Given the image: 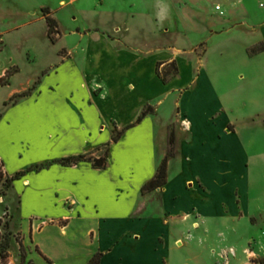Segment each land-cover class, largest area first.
Here are the masks:
<instances>
[{
  "label": "crops",
  "instance_id": "1",
  "mask_svg": "<svg viewBox=\"0 0 264 264\" xmlns=\"http://www.w3.org/2000/svg\"><path fill=\"white\" fill-rule=\"evenodd\" d=\"M76 1L0 19V77L12 70L0 86L10 88L0 161L9 176L23 172L12 187L29 260L87 264L99 253V264H222L228 254L230 264H264V50L248 52L264 42V0ZM8 34L25 41L8 49ZM38 59L42 77L12 87L21 62ZM231 76L250 89L234 106L217 90ZM39 119L54 128L36 145L59 154L9 174V153L33 145ZM107 144L104 168L60 163L98 157ZM171 148L166 183L143 193Z\"/></svg>",
  "mask_w": 264,
  "mask_h": 264
},
{
  "label": "rangeland",
  "instance_id": "2",
  "mask_svg": "<svg viewBox=\"0 0 264 264\" xmlns=\"http://www.w3.org/2000/svg\"><path fill=\"white\" fill-rule=\"evenodd\" d=\"M68 1V0H66ZM59 0H0V19L3 22L7 20H15L18 17L16 14L25 13L28 14L32 11H38V7L40 4L49 5L51 7H58ZM81 0H77L73 6L78 5ZM69 7V6H68ZM63 10L59 9L58 11L63 13H59L61 16L64 14L63 19V28L67 30L71 27L72 23L70 21V13H68L67 8H62ZM20 12V13H19ZM16 15V16H15ZM59 15V16H60ZM14 17V18H13ZM62 18V17H61ZM41 34L40 31H35V33ZM13 36L7 35L5 38L7 39V47L12 48L16 47V44H19L22 40L25 41L24 37H21L17 42L12 38ZM15 38V37H14ZM34 38V37H33ZM69 40V39H68ZM27 42V41H26ZM31 43H41L37 39H33ZM2 47V41L0 40V49ZM52 49L51 47L48 48ZM8 52H5L2 58L7 56ZM230 55H227L225 59H228ZM48 59L50 60L51 53L48 54ZM46 57V58H47ZM213 58H217L214 55ZM231 58H234V55H231ZM43 59H38L34 62L26 64L25 62H21V69L18 73V76L15 80L14 85L12 87L18 86V82L21 80H26L28 78L33 77L35 81L38 77H42L39 69L41 65L45 63L42 61ZM47 61V60H46ZM174 67V65H173ZM164 74V73H163ZM218 74V73H216ZM215 74V75H216ZM231 81V82H229ZM17 82V83H16ZM223 87L217 88L219 94L223 96V100L225 103H231L234 106V102H236L237 98L244 97V95H248L250 89L244 92L246 89H239L234 84V77L228 78V81L225 82ZM229 84H232L229 86ZM10 88L4 87L0 88V111L3 108L4 102L6 101V95ZM241 92V93H239ZM246 97V96H245ZM167 111L169 109H166ZM239 109H233L232 114L239 113ZM9 116L2 119L0 122V129H8L10 124L8 123L7 119ZM34 126V138L33 145L31 146H18L15 151L9 153V157L7 158V166L10 170L9 174L17 169L27 170H34L36 164L47 165L50 160L49 156L59 154L60 151L54 150L52 153L49 151L38 148L37 140L45 139L44 135L47 131L51 130L52 124L50 122H46L45 120L42 121L41 119L37 120ZM54 128V127H53ZM1 146L3 145L0 142ZM35 144V145H34ZM4 146V145H3ZM105 147H101L98 151V155H102L105 151ZM49 153V154H48ZM51 154V155H50ZM4 169V167H3ZM19 193L16 188L12 186L6 188L2 181L0 182V264H33L28 258V250L26 246H23V249H20V242H21V234L19 232V223H23L22 219L24 218L23 210L18 206L19 200ZM29 247V246H28ZM249 251V248H246V253ZM4 254V256H3ZM222 264H230V256L228 254H224L221 258ZM248 264H257V262H249Z\"/></svg>",
  "mask_w": 264,
  "mask_h": 264
},
{
  "label": "trees",
  "instance_id": "3",
  "mask_svg": "<svg viewBox=\"0 0 264 264\" xmlns=\"http://www.w3.org/2000/svg\"><path fill=\"white\" fill-rule=\"evenodd\" d=\"M42 12L45 15L46 21L49 25V29H48V34L51 38V40L53 42H55L56 37L55 34H59V30L57 29V21L51 16L50 11L47 7L42 8ZM264 50V42H261L255 46H253L251 49H249V54H256L260 51ZM12 74V70H7L5 75L0 77V86L4 85L8 82V78L9 76ZM163 80L165 81L166 79L163 78ZM15 97L12 98V100H14ZM152 109L147 106L145 107L140 115L137 118V121H140L148 112H150ZM131 125H128L126 128L130 127ZM122 129V130H113V135H112V140L116 141L118 140V138L121 136V134L123 133V131L126 129ZM174 142V134L171 133L170 138H169V143L172 146ZM107 151H108V144L105 147V151L102 155H99L98 157H93V156H89L86 154H81V155H77V156H71V157H65L63 159L60 160V163L63 165H73L76 164L80 161H89L91 162L92 166L95 168H104L106 165V155H107ZM172 154V148L170 149L168 155L166 157L163 158V160L161 161L158 170L155 174V176L148 181L146 184L143 185L142 187V192H147L159 187H162L167 180V160H168V156H170ZM3 162L0 161V182L2 181L3 185L8 188L10 186H12L13 181L16 179H19L21 177V175L23 174L22 171H19L17 173H15L12 176H9L6 174V172L3 169ZM45 165L39 164V165H35L34 170H39L42 167H44ZM30 170V169H29ZM20 249H23V244L22 242H20ZM4 256V254H3ZM99 259H100V254L96 253L95 255L92 256V258L88 261L87 264H99Z\"/></svg>",
  "mask_w": 264,
  "mask_h": 264
},
{
  "label": "built area",
  "instance_id": "4",
  "mask_svg": "<svg viewBox=\"0 0 264 264\" xmlns=\"http://www.w3.org/2000/svg\"><path fill=\"white\" fill-rule=\"evenodd\" d=\"M215 9H216V10H219L220 14H223V11L221 10V8H220L219 5H216V6H215Z\"/></svg>",
  "mask_w": 264,
  "mask_h": 264
}]
</instances>
